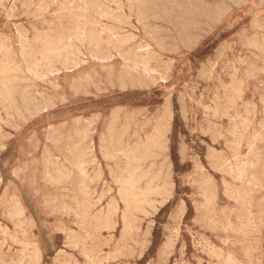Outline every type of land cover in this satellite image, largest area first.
<instances>
[{
    "label": "rangeland",
    "instance_id": "374dc122",
    "mask_svg": "<svg viewBox=\"0 0 264 264\" xmlns=\"http://www.w3.org/2000/svg\"><path fill=\"white\" fill-rule=\"evenodd\" d=\"M87 1L0 0V264H264V0Z\"/></svg>",
    "mask_w": 264,
    "mask_h": 264
},
{
    "label": "bare ground",
    "instance_id": "6f19581e",
    "mask_svg": "<svg viewBox=\"0 0 264 264\" xmlns=\"http://www.w3.org/2000/svg\"><path fill=\"white\" fill-rule=\"evenodd\" d=\"M17 1V0H16ZM20 1V0H19ZM72 1V0H71ZM84 1V0H83ZM87 1V0H86ZM144 1V0H143ZM162 1V0H161ZM172 1V0H171ZM180 1V0H179ZM182 1V0H181ZM193 1V0H192ZM229 1H231V0H229ZM228 1V2H229ZM242 1V0H241ZM246 1V0H245ZM5 2H6V0H5ZM29 2H31V0H29ZM42 2H43V0H42ZM41 2V3H42ZM88 2V1H87ZM99 2H100V0H99ZM108 2H109V0H108ZM139 2V1H138ZM137 1L135 2V4L136 3H138ZM156 2V1H155ZM163 2V1H162ZM166 2V1H165ZM169 2H170V0H169ZM173 2V1H172ZM175 2V1H174ZM26 3V2H25ZM24 3V4H25ZM45 3V2H44ZM89 3H90V1H89ZM94 3V5H96L95 4V2H93ZM128 3V2H127ZM148 3V2H147ZM164 3V2H163ZM171 3V2H170ZM177 3V2H176ZM184 3V2H183ZM130 4H131V2H130ZM142 4V3H141ZM144 4H146V3H144ZM150 4H151V2H150ZM150 4H149V6H150ZM178 4V3H177ZM185 4V3H184ZM183 4V5H184ZM191 4V3H190ZM203 4H205V3H203ZM217 4V3H216ZM235 5H236V3H234ZM238 4V3H237ZM31 5H33V4H31ZM82 5V4H81ZM99 5V4H98ZM105 5V4H104ZM147 5V4H146ZM161 5V4H160ZM164 6L166 5L165 3L163 4ZM182 5V4H181ZM187 5V4H186ZM195 5V4H194ZM206 6H207V3L205 4ZM215 5V4H214ZM214 5H212V6H214ZM239 5V4H238ZM237 5V6H238ZM10 6V5H9ZM93 6V5H92ZM97 6V5H96ZM111 6V5H110ZM141 6V5H140ZM168 6V5H167ZM173 6V5H172ZM211 6V5H210ZM209 6V7H210ZM211 6V7H212ZM221 6V5H220ZM224 6V5H223ZM94 7V6H93ZM92 7V8H93ZM99 7V6H98ZM101 7V6H100ZM104 7V6H103ZM136 7V6H135ZM166 7V6H165ZM170 7H171V5H170ZM194 7V6H193ZM215 7H216V5H215ZM225 7V6H224ZM105 8V7H104ZM140 8V7H139ZM156 8V4H155V7H154V9ZM161 8H162V6H161ZM198 8V7H197ZM197 8H194V10L195 9H197ZM206 8V7H205ZM214 8V7H213ZM213 8H211V9H213ZM218 8V7H217ZM226 8H229V7H226ZM9 9V8H8ZM43 9V8H42ZM75 9V8H74ZM91 9V8H90ZM130 9L132 10V8H131V6H130ZM136 9V8H135ZM137 9H138V6H137ZM167 9H168V7H167ZM179 9V8H178ZM225 9V8H224ZM3 10V9H2ZM5 10V9H4ZM30 10V9H29ZM95 10V9H94ZM139 10V9H138ZM143 10V9H142ZM145 10V9H144ZM156 10H158L157 8H156ZM155 10V11H156ZM168 10H171V9H168ZM173 10H174V7H173ZM177 9L175 8V11H176ZM182 10V9H181ZM186 10H188V9H186ZM190 10H192V9H190ZM220 10V9H219ZM222 10H223V8H222ZM226 10V9H225ZM230 10V9H229ZM101 11V10H100ZM104 11V10H103ZM102 11V12H103ZM106 11V10H105ZM119 11V10H118ZM141 11V10H140ZM139 11V13H142V12H140ZM145 11H147V10H145ZM174 11V12H175ZM198 11H199V9H198ZM227 11V10H226ZM5 12H6V10H5ZM92 12H94L93 11V9H92ZM128 12H130V11H128ZM166 12V11H165ZM185 12V11H184ZM195 12H196V10H195ZM205 12V11H204ZM207 12V11H206ZM223 12V11H222ZM108 13V12H107ZM136 13H138V12H136ZM144 13V12H143ZM142 13V14H143ZM146 13V12H145ZM170 13V12H169ZM173 13V11L171 12V14ZM176 13H177V11H176ZM181 13H182V11H181ZM186 13V12H185ZM197 13V12H196ZM218 13V12H217ZM26 14V13H25ZM32 14V13H31ZM55 14H56V12H55ZM125 14V13H124ZM132 14V13H131ZM165 14V13H164ZM179 14V13H178ZM183 14V13H182ZM211 14V13H210ZM213 14V13H212ZM224 14H226V12H224ZM173 15V14H172ZM172 15H170V16H172ZM187 16H188V13L186 14ZM193 15V14H192ZM191 15V16H192ZM205 15V14H204ZM209 15V14H208ZM22 16V15H21ZM72 16V15H71ZM76 16H78L77 14H76ZM117 16V15H116ZM141 16V15H140ZM144 16V15H143ZM146 16V15H145ZM148 16V15H147ZM154 16V15H153ZM175 16V15H174ZM202 16V15H201ZM213 16V15H212ZM222 16V15H221ZM12 17V16H11ZM60 17V16H59ZM155 17V16H154ZM158 18H159V16H157ZM166 17H168L167 15H166ZM175 17H177V16H175ZM195 17V16H194ZM202 17H204V16H202ZM206 17H208V16H206ZM210 17V16H209ZM216 16H214V18H215ZM218 17V16H217ZM40 18V17H39ZM63 18V17H62ZM135 18H136V16H135ZM137 18H139V16L137 17ZM144 18V17H143ZM151 18V17H150ZM153 18V17H152ZM172 19H173V17H171ZM179 18V17H178ZM177 18V19H178ZM211 18V17H210ZM237 18V17H236ZM235 18V19H236ZM146 19V18H145ZM163 19V18H162ZM176 19V18H175ZM180 19V18H179ZM206 19V18H205ZM11 20V19H10ZM152 20H154V19H152ZM158 20V19H157ZM157 20H156V22H157ZM160 20V19H159ZM165 20V19H164ZM209 20V19H208ZM261 20H263V19H261ZM13 21V20H12ZM106 21V20H105ZM135 21V20H134ZM138 21H141V20H138ZM142 21H143V19H142ZM146 21V20H145ZM148 21H149V19H148ZM155 21V20H154ZM176 21H178V20H176ZM175 21V22H176ZM182 21V20H181ZM192 21H193V19H192ZM210 21V20H209ZM217 21H219L218 19H217ZM114 22V21H113ZM136 23H137V21H135ZM147 22V21H146ZM163 22V20L161 21V23ZM170 22V21H169ZM175 22H173V24L175 23ZM180 22V21H179ZM186 22V21H185ZM196 22V21H195ZM211 23H212V21H210ZM233 22H235V21H233ZM86 23V22H85ZM98 23V22H97ZM141 23V22H140ZM159 23V22H158ZM189 23V22H188ZM251 23V22H250ZM255 23V22H254ZM253 23V24H254ZM182 24V23H181ZM187 24V23H186ZM207 24V23H206ZM117 25V24H116ZM126 25H129V24H126ZM125 25V26H126ZM152 25V24H151ZM177 25H180V24H177ZM183 25V24H182ZM193 25V24H192ZM199 25H200V23H199ZM198 25V26H199ZM257 25V24H256ZM69 26V25H68ZM82 26V25H81ZM118 26V25H117ZM123 26V25H122ZM134 26V25H133ZM190 26V25H189ZM196 26V25H195ZM200 26H202V24L200 25ZM77 27V26H76ZM128 27V26H127ZM136 27V26H135ZM141 27H143V26H141ZM153 27H155V25L153 26ZM174 27V26H173ZM180 27V26H179ZM186 27V26H185ZM188 27V26H187ZM229 27V26H228ZM35 28V27H34ZM62 28V27H61ZM149 28H151L150 26H149ZM156 28V27H155ZM163 28V27H162ZM175 28V27H174ZM177 28V27H176ZM193 28H194V25H193ZM210 28V27H209ZM230 28V27H229ZM66 29V28H65ZM78 29V28H77ZM146 29V28H145ZM144 29V30H145ZM154 29V28H153ZM165 29V28H164ZM169 29V28H168ZM197 29V28H196ZM195 29V30H196ZM134 30V29H133ZM136 30V29H135ZM143 30V29H142ZM159 30V29H158ZM162 30V29H161ZM167 30V29H166ZM177 30V29H176ZM175 30V31H176ZM178 30H180V29H178ZM181 30H182V27H181ZM149 31V30H148ZM151 31H153V30H151ZM156 31V30H155ZM163 31V30H162ZM186 31V30H185ZM184 31V32H185ZM189 31V30H188ZM197 31H200V30H197ZM245 31V30H244ZM82 32V31H81ZM123 32V31H122ZM150 32V31H149ZM158 32V31H157ZM167 32V31H166ZM179 32V31H178ZM55 33V32H54ZM141 33V32H140ZM164 33V32H163ZM167 33H172V32H167ZM177 33V32H176ZM186 33V32H185ZM16 34H17V32H16ZM19 34V33H18ZM137 34V33H136ZM147 34V33H146ZM154 34V33H153ZM46 35V34H45ZM60 35V34H59ZM90 35V34H89ZM151 35H152V32H151ZM179 35H181L180 33H179ZM190 35V34H189ZM83 36V35H82ZM146 36H148V35H146ZM185 36L187 37V34H185ZM192 36L193 35H191V38H192ZM46 37V36H45ZM48 37V36H47ZM50 37V36H49ZM48 37V38H49ZM73 37V36H72ZM133 36H131V38H132ZM246 37V36H245ZM20 38V37H19ZM51 38V37H50ZM136 38V37H135ZM166 38V37H165ZM168 38V37H167ZM181 38H184V37H182V35H181ZM199 38V37H198ZM243 38V37H242ZM242 38H239V39H242ZM161 39H164V38H161ZM177 39V38H176ZM187 39V38H186ZM132 40V39H131ZM156 40V39H155ZM159 40V39H158ZM165 40H167V39H165ZM173 40V39H172ZM175 40V39H174ZM173 40V41H174ZM183 40V39H182ZM185 40V39H184ZM190 40V39H189ZM195 40V39H194ZM196 40H197V38H196ZM43 41V40H42ZM133 41V40H132ZM170 41V40H169ZM176 41V40H175ZM181 41V40H180ZM187 41H188V39H187ZM191 41V40H190ZM256 41V40H255ZM50 42V41H49ZM154 42V41H153ZM160 42H162V41H160ZM163 42H164V40H163ZM162 42V43H163ZM194 42H197V41H194ZM19 43H20V41H19ZM51 43V42H50ZM50 43H49V45H50ZM125 43H127V41L125 42ZM124 43V44H125ZM158 43V42H157ZM185 43V42H184ZM127 44H129V43H127ZM164 44V43H163ZM162 44V45H163ZM225 44V43H224ZM252 44H254V43H252ZM158 45V44H157ZM169 45V44H168ZM168 45H167V47H168ZM175 45V44H174ZM173 45V46H174ZM244 45V44H243ZM21 46V45H20ZM66 46V45H65ZM90 46V45H89ZM98 47V46H97ZM148 47V46H147ZM158 47V46H157ZM166 47V48H167ZM172 47V46H171ZM175 47V46H174ZM177 47V46H176ZM186 47H188V46H186ZM224 47V46H223ZM222 47V48H223ZM262 48H263V45L261 46ZM144 48H146L145 47V45H144ZM149 48V47H148ZM148 48H146V49H148ZM164 48H165V46H164ZM163 48V49H164ZM169 48V47H168ZM20 49H21V47H20ZM24 49V48H23ZM178 49V48H177ZM226 49V48H225ZM129 50V49H128ZM157 50V49H156ZM171 50V49H170ZM189 50V49H188ZM217 50V49H216ZM257 50V49H256ZM50 51V50H49ZM48 51V52H49ZM57 51V50H56ZM55 51V52H56ZM59 51V50H58ZM172 51V50H171ZM224 51H226V50H224ZM260 51V50H259ZM61 52V51H60ZM118 52V51H117ZM164 52V51H163ZM167 52H169V51H167ZM174 52H175V49H174ZM23 53V52H22ZM50 53V52H49ZM52 53V52H51ZM219 53H221V52H219ZM260 53V52H259ZM61 54V53H60ZM159 54V53H158ZM163 54V53H162ZM23 55V54H22ZM55 55V54H54ZM254 55V54H253ZM24 56V55H23ZM41 56H42V54H41ZM40 56V57H41ZM45 56V55H44ZM56 56V55H55ZM215 56V55H214ZM255 56V55H254ZM61 57V56H60ZM59 57V55H58V58L57 59H59L60 58ZM130 57V56H129ZM23 58V57H22ZM42 58V57H41ZM47 57H45V59H46ZM84 58V57H83ZM95 58H96V56H95ZM123 58V57H122ZM219 58V57H218ZM222 58V57H221ZM65 59L67 60V58L65 57ZM220 59V58H219ZM258 59V58H257ZM120 60V59H119ZM133 61V60H132ZM264 61V60H263ZM41 62V61H40ZM74 62V61H73ZM80 62V61H79ZM208 62V61H207ZM210 62V61H209ZM37 63V62H36ZM59 63V62H58ZM66 63V62H65ZM250 63V62H249ZM75 64V63H74ZM77 64V63H76ZM82 64V63H81ZM241 65H243L242 63H240ZM233 65V64H232ZM252 65V64H251ZM250 65V66H251ZM79 66V65H78ZM204 66V65H203ZM212 66V65H211ZM31 67V66H30ZM37 67V66H36ZM64 67V66H63ZM76 68H77V66H75ZM74 67V68H75ZM132 67V66H131ZM249 67V66H248ZM253 67V66H252ZM34 68V67H33ZM43 68H45V67H43ZM73 68V67H72ZM75 68V69H76ZM123 68V67H122ZM35 69V68H34ZM33 69V70H34ZM51 69V68H50ZM128 69V68H127ZM133 69H135V68H133ZM132 69V70H133ZM256 69V68H255ZM45 70V69H44ZM55 70V69H54ZM67 71H68V69H66ZM225 70V69H224ZM223 69H222V71H224ZM244 70V69H243ZM258 70V69H257ZM256 70V71H257ZM262 70V69H261ZM3 71H6V70H3ZM48 71V70H47ZM55 71H57V70H55ZM201 71V70H200ZM199 71V72H200ZM205 71H206V69H205ZM233 71H234V69H233ZM240 71V70H239ZM263 71V70H262ZM27 72V71H26ZM36 72V71H35ZM49 72V71H48ZM47 72V73H48ZM59 72V71H58ZM197 72V71H196ZM247 72V71H246ZM252 72V71H251ZM264 72V71H263ZM8 73V72H7ZM43 73V72H42ZM56 73V72H55ZM60 73V72H59ZM260 73V72H259ZM135 74H136V72H135ZM147 74V73H146ZM204 74V73H203ZM202 74V75H203ZM234 74H236V73H234ZM40 75V74H39ZM50 75V74H49ZM51 75H53V73L51 74ZM199 75V74H198ZM202 75H200V76H202ZM247 75V74H246ZM160 76V75H159ZM209 76V75H208ZM240 76V75H239ZM251 76V75H250ZM264 76V75H263ZM147 77H148V75H147ZM247 77V76H246ZM44 78V77H43ZM42 78V79H43ZM201 78V77H200ZM215 78V77H214ZM244 78V77H243ZM242 78V79H243ZM192 79V78H191ZM247 80V79H246ZM134 82V81H133ZM132 82V83H133ZM153 82V81H152ZM151 82V83H152ZM204 82V81H203ZM231 82V81H230ZM2 83V82H1ZM73 83V82H72ZM220 83H221V81H220ZM248 83V82H247ZM141 84V83H140ZM193 84V83H192ZM229 85V84H228ZM144 86V85H143ZM184 86V85H183ZM183 86H181V87H183ZM186 86V85H185ZM200 86V85H199ZM70 87V86H69ZM230 87V86H229ZM241 87V86H240ZM122 88V87H121ZM123 88H124V86H123ZM216 88V87H215ZM221 88V87H220ZM30 89V88H29ZM147 89V88H146ZM28 90V89H27ZM125 90V89H124ZM241 90V89H240ZM16 91V90H15ZM23 92H24V90H23ZM217 92H219V91H217ZM238 92V91H237ZM10 93V92H9ZM98 93H101V92H98ZM240 93V92H239ZM5 94H7V93H5ZM29 94V93H28ZM8 95V94H7ZM11 95V94H10ZM75 95H77V94H75ZM178 95H180V94H178ZM183 95V94H182ZM217 95V94H216ZM239 96V95H238ZM8 98V97H7ZM99 98V97H98ZM9 99H10V96H9ZM21 99H22V97H21ZM25 98H23V100H24ZM31 99V98H30ZM35 99H33V101H34ZM259 100V99H258ZM26 101V100H25ZM29 101V100H28ZM169 101V100H168ZM13 102V101H12ZM27 102V101H26ZM37 102V101H36ZM163 102V101H162ZM165 102H167L166 100H165ZM179 102H181L180 101V99H179ZM184 102V101H183ZM212 103V102H211ZM6 104V103H5ZM177 104V103H176ZM183 104V103H182ZM249 105V104H248ZM172 107V106H171ZM179 107H180V105H179ZM209 107V106H208ZM123 109V108H122ZM54 110V109H53ZM182 110L183 109H181V112H182ZM141 111H143V110H141ZM144 111L146 112V109H144ZM143 111V112H144ZM207 111V110H206ZM209 111V110H208ZM143 112H141V113H143ZM184 113V112H183ZM170 115V114H169ZM127 116V115H126ZM207 116V115H206ZM228 116V115H227ZM117 117V116H116ZM137 117V116H136ZM181 117H183V114L181 115ZM99 118V117H98ZM111 118V117H110ZM161 118V117H160ZM80 119V118H79ZM91 120V119H90ZM96 120H97V118H96ZM186 121V120H185ZM74 122V121H73ZM187 122V121H186ZM74 123H76V122H74ZM78 123V122H77ZM89 123H91V122H89ZM94 123V122H93ZM111 123V122H110ZM95 124V123H94ZM112 124V123H111ZM77 126H78V124H77ZM125 126V125H124ZM156 126V125H155ZM213 126H215V124L213 125ZM264 126V125H263ZM187 127V126H186ZM185 127V128H186ZM212 127V126H211ZM241 127V126H240ZM90 128V127H89ZM155 128V127H154ZM213 128V127H212ZM51 129V128H50ZM214 129V128H213ZM242 129V128H241ZM8 130V129H7ZM153 130V129H152ZM84 131V130H83ZM85 132V131H84ZM92 132V131H91ZM95 132V131H94ZM94 132H92V133H94ZM212 132H213V130H212ZM215 132V131H214ZM214 132H213V134H214ZM226 132V131H225ZM232 132V131H231ZM230 132V133H231ZM74 133V132H73ZM126 133V132H125ZM152 133V132H151ZM201 133V132H200ZM229 133V134H230ZM53 134V133H52ZM158 134V133H157ZM204 134H206V133H204ZM203 134V135H204ZM226 134V133H225ZM257 134V133H256ZM34 135V134H33ZM108 135H111V134H108ZM32 136V135H31ZM78 136H80V135H78ZM86 136V135H85ZM84 136V137H85ZM147 136V135H146ZM149 136H151V135H149ZM186 136V135H185ZM233 136V135H232ZM102 137H103V135H102ZM111 137V136H110ZM81 138V137H80ZM212 138V137H211ZM213 138H214V136H213ZM234 138V137H233ZM258 138V137H257ZM47 139V138H46ZM105 139V138H104ZM259 139V138H258ZM81 140V139H80ZM83 140V139H82ZM99 140V139H98ZM106 140V139H105ZM111 140V142H112V139H110ZM110 140H109V144L111 143L110 142ZM208 140V139H207ZM212 140V139H211ZM214 140V139H213ZM234 140V139H233ZM250 140V139H249ZM102 141V140H101ZM114 141V140H113ZM237 141V140H236ZM240 141V140H239ZM251 141V140H250ZM56 142V141H55ZM100 142V141H99ZM103 142H105V141H103ZM162 142V141H161ZM201 142H203V141H201ZM234 142V141H233ZM232 142V143H233ZM78 143L80 144V141H78ZM82 143V142H81ZM101 143V142H100ZM247 143V142H246ZM251 144V143H250ZM74 145H75V143H74ZM132 145H133V143H132ZM186 145V144H185ZM225 145V144H224ZM234 145V144H233ZM111 146V145H110ZM251 146V145H250ZM75 148H76V145L74 146ZM79 147V146H78ZM94 147V146H93ZM104 147H106V146H104ZM159 147V146H158ZM209 147V146H208ZM249 147V146H248ZM2 148V147H1ZM99 148V147H98ZM114 148V147H113ZM165 148V147H164ZM182 148H183V145H182V147H181V150H182ZM207 148V147H206ZM83 149V148H82ZM108 149V148H107ZM127 149V148H126ZM126 149H124V150H126ZM157 149H159V148H157ZM184 149V148H183ZM227 149H229V148H227ZM255 149V148H254ZM101 150V149H100ZM165 150V149H164ZM185 150V149H184ZM211 150V149H210ZM41 151V150H40ZM106 151V150H105ZM112 151V150H111ZM81 152H82V150H81ZM180 152V151H179ZM182 152V151H181ZM85 153V152H84ZM107 154H105L106 156H109L110 155V153H109V151L107 150V152H106ZM103 154V153H102ZM120 154V153H119ZM128 154H129V152H128ZM222 154V153H221ZM221 154L219 155V156H221ZM81 155V154H80ZM83 155V154H82ZM100 155V154H99ZM116 155V154H115ZM127 155V154H126ZM181 155V154H180ZM207 155V154H206ZM140 156H142V155H140ZM158 156V155H157ZM217 156V155H216ZM256 156V155H255ZM112 157V156H111ZM110 157V158H111ZM139 157V156H138ZM145 157V156H144ZM181 157V156H180ZM206 157V156H205ZM215 157V156H214ZM213 157V158H214ZM224 157V156H223ZM183 157H181V159H182ZM185 158V157H184ZM208 158V157H207ZM225 158V157H224ZM105 159V158H104ZM113 159V158H112ZM132 159V158H131ZM134 159V158H133ZM166 159V158H165ZM217 159V158H216ZM257 159V158H256ZM259 159V158H258ZM111 161V160H110ZM138 161V160H137ZM165 161V160H164ZM194 161V160H193ZM220 161V160H219ZM222 162V161H221ZM83 163V162H82ZM100 163V162H99ZM162 163V162H161ZM181 163V162H180ZM183 163V162H182ZM220 163V162H219ZM219 163H217V164H219ZM80 162H77L75 165L78 167V169H80V170H82L81 169V167H80ZM209 164V163H208ZM207 164V165H208ZM213 164V163H212ZM221 164V163H220ZM227 164V163H226ZM151 165V164H150ZM156 165V164H155ZM171 165V164H170ZM170 165H168V166H170ZM211 165V164H210ZM191 166V165H190ZM196 166H197V164H196ZM255 166H257V165H255ZM133 167V166H132ZM149 167V166H148ZM152 167V166H151ZM154 167V166H153ZM159 167H161V166H159ZM222 167V166H221ZM252 167H254V166H252ZM258 167H259V165H258ZM220 168V167H219ZM135 169V168H134ZM196 169V168H195ZM215 169V168H214ZM223 169V168H222ZM59 170V169H58ZM136 170H138V169H136ZM203 170V169H202ZM225 170H227V168L225 169ZM229 170V169H228ZM124 171H126V170H124ZM167 171V170H166ZM206 171V170H205ZM220 171H222L221 170V168H220ZM15 172V171H14ZM82 172V171H81ZM123 172V171H122ZM160 172V171H159ZM200 172H201V169H200ZM148 173V172H147ZM14 174V173H13ZM12 174V175H13ZM71 174V173H70ZM149 174V173H148ZM147 174V175H148ZM82 175H83V173H82ZM96 175V174H95ZM219 175V174H218ZM235 175H237V173L235 174ZM81 176V175H80ZM110 176V175H109ZM121 176V175H120ZM153 176V175H152ZM159 176V175H158ZM238 176V175H237ZM16 177V176H15ZM50 177V176H49ZM139 177V176H138ZM144 178L146 177V176H143ZM155 177V176H154ZM258 177V176H257ZM87 178V177H86ZM152 178V177H151ZM207 178H209V177H207ZM68 179V178H67ZM84 179V178H83ZM255 179H256V177H255ZM52 180V179H51ZM155 180V179H154ZM116 181L118 182V184H119V186H120V188H119V198H120V201L125 205V207H126V209H125V212H124V220H126L127 219V215L129 214V212L130 211H132L133 210V208H135L136 207V204H137V194H136V184H137V181L139 182V180H137L136 178H135V173L134 172H131V173H129V176L127 177V176H125V175H123V176H121V177H116ZM93 182V181H92ZM91 182V183H92ZM207 182H209V180H207ZM221 182V181H220ZM78 183V182H77ZM182 183V182H181ZM149 184H150V182H149ZM195 184V183H194ZM201 184H208V183H204V180H203V182L201 183ZM19 185H20V183H19ZM87 185V184H86ZM223 185V184H222ZM22 186V185H21ZM80 186V185H79ZM149 187H150V185H148ZM3 187H5V186H3ZM207 187V186H206ZM177 188V187H176ZM201 188V187H200ZM81 189V188H80ZM88 189V188H87ZM155 189V188H154ZM73 190H75V189H73ZM77 190H79V189H77ZM101 190V189H100ZM201 190V189H200ZM79 191H81V190H79ZM156 191V190H155ZM154 191V192H155ZM153 192V193H154ZM204 192V191H203ZM83 193V192H82ZM141 194V193H140ZM203 194V193H202ZM201 194V195H202ZM223 194V193H222ZM205 195V194H204ZM142 198V197H141ZM84 199V198H83ZM143 199V198H142ZM145 200V199H144ZM153 200V199H152ZM85 201V200H84ZM171 201V200H170ZM120 202V203H121ZM142 202V201H141ZM81 203V202H80ZM140 203V202H139ZM207 202H205L204 204H206ZM92 204H94V203H92ZM153 204V203H152ZM203 204V205H204ZM175 205V204H174ZM17 206V205H16ZM122 206V205H121ZM87 207H88V205L86 204V203H83L82 204V207H81V209H82V213H80L79 212V214H80V216H81V218H82V221H83V223L91 230V231H94V232H96V231H99L100 229H102V228H105V227H101L100 226V224H99V217L98 216H90L89 214H88V212L85 210V209H87ZM208 208H209V206H208ZM140 209V208H139ZM79 210V209H78ZM138 210V209H137ZM31 211V210H30ZM108 211H109V214L110 215H113L115 212H116V203L115 202H113V203H111V204H109V206H108ZM20 213H21V211L20 210H17V211H15V215H20ZM103 213V212H102ZM136 213V212H135ZM105 214H106V212H105ZM179 215V214H178ZM177 215V216H178ZM78 216V215H77ZM108 216V215H107ZM174 217V216H173ZM131 218H133V217H131ZM177 219V218H176ZM121 220V219H120ZM83 224V225H84ZM106 224H109V221L108 220H106ZM80 225V224H79ZM82 225V226H83ZM175 225V224H174ZM74 227V226H73ZM83 228V227H82ZM107 228H112V225H109V226H107ZM114 228V227H113ZM157 228V227H156ZM175 228V227H174ZM168 229V228H167ZM70 231V230H69ZM155 231V230H154ZM173 231V230H172ZM63 232V231H62ZM126 232L127 231H125L124 230V233H123V236H125V234H126ZM264 232V231H263ZM4 234V233H3ZM154 234V233H153ZM260 234H261V232H260ZM156 235V234H155ZM67 237V236H66ZM170 237V236H169ZM167 238V237H166ZM72 239H73V237H72ZM83 239V238H82ZM168 239V238H167ZM173 239V238H172ZM68 240V239H67ZM71 240V239H70ZM84 240V239H83ZM130 240H131V238H130ZM169 241V240H168ZM167 242V241H166ZM238 244V243H237ZM66 245H68V244H65V246ZM186 246V245H185ZM180 247V246H179ZM181 248V247H180ZM64 251V250H63ZM213 255V254H212ZM88 257H90L91 258V256H88ZM48 259V258H47ZM108 259V258H107ZM142 262V261H141ZM35 264H38V251L36 252V254H35Z\"/></svg>",
    "mask_w": 264,
    "mask_h": 264
}]
</instances>
